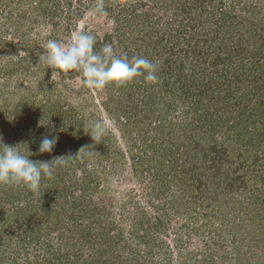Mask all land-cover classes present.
<instances>
[{
  "label": "rangeland",
  "instance_id": "374dc122",
  "mask_svg": "<svg viewBox=\"0 0 264 264\" xmlns=\"http://www.w3.org/2000/svg\"><path fill=\"white\" fill-rule=\"evenodd\" d=\"M76 31L157 81L48 67ZM0 142L67 157L0 184V264H264V0H0Z\"/></svg>",
  "mask_w": 264,
  "mask_h": 264
},
{
  "label": "clouds",
  "instance_id": "9594fccd",
  "mask_svg": "<svg viewBox=\"0 0 264 264\" xmlns=\"http://www.w3.org/2000/svg\"><path fill=\"white\" fill-rule=\"evenodd\" d=\"M97 10L103 11L102 3L97 4ZM96 42L95 35L76 31L70 41L49 39L43 47L45 52L42 56L51 69L79 72L83 86L88 89L102 90L109 84L119 86L137 77H143L146 82L157 81L156 63L143 57H133L129 61L126 54H116L113 43H105L97 52L94 48ZM43 125L45 124L39 121V126ZM105 131V123L98 121L93 125L90 134L93 139L100 140ZM57 140L56 136H44L38 152H52ZM17 145L9 146L0 142V184L23 186L34 193L39 192L42 177H51L56 165L66 163L67 157L53 159L55 164L33 161L29 159L30 155L22 154Z\"/></svg>",
  "mask_w": 264,
  "mask_h": 264
},
{
  "label": "trees",
  "instance_id": "16d2710c",
  "mask_svg": "<svg viewBox=\"0 0 264 264\" xmlns=\"http://www.w3.org/2000/svg\"><path fill=\"white\" fill-rule=\"evenodd\" d=\"M237 75H238L237 78H238L239 80H244L243 77L240 76V73L237 74Z\"/></svg>",
  "mask_w": 264,
  "mask_h": 264
}]
</instances>
